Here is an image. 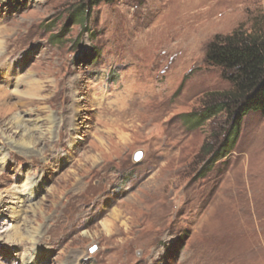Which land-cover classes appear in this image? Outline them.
<instances>
[{
	"label": "rangeland",
	"instance_id": "1",
	"mask_svg": "<svg viewBox=\"0 0 264 264\" xmlns=\"http://www.w3.org/2000/svg\"><path fill=\"white\" fill-rule=\"evenodd\" d=\"M78 1L0 0V264H264V114L214 163L230 119L197 121L264 0Z\"/></svg>",
	"mask_w": 264,
	"mask_h": 264
},
{
	"label": "trees",
	"instance_id": "2",
	"mask_svg": "<svg viewBox=\"0 0 264 264\" xmlns=\"http://www.w3.org/2000/svg\"><path fill=\"white\" fill-rule=\"evenodd\" d=\"M103 1L112 0H79L74 23L84 24L93 8ZM207 61L222 68L223 76L231 84L228 90L217 93L220 101L208 107L197 120L219 112H225L230 119L221 145L207 152L214 163L232 151L249 112L264 114V13L253 19L249 29L241 25L230 34L217 35L208 46Z\"/></svg>",
	"mask_w": 264,
	"mask_h": 264
},
{
	"label": "bare ground",
	"instance_id": "3",
	"mask_svg": "<svg viewBox=\"0 0 264 264\" xmlns=\"http://www.w3.org/2000/svg\"><path fill=\"white\" fill-rule=\"evenodd\" d=\"M192 29V28H191ZM192 31V30H191ZM2 43H1V41H0V49L2 48ZM2 51L0 50V53H1ZM29 88L30 89H32V91H27L28 93H26V94H28V95H30V97H23V98H21V99H27L28 98V100L30 99V101L33 99V97H35V96H37L38 95V93H37V90H36V86L35 87H33L32 85H30L29 86ZM28 88V89H29ZM6 90L5 89H3V88H0V101L2 102L4 99H5V96H6ZM18 92V91H17ZM21 93H19V95H20ZM156 95V94H155ZM10 100V99H9ZM9 100H7V101H4V104H6L4 107H2V109L4 110V112L6 113L7 111H9L10 110V105L12 104V101H9ZM23 103V102H22ZM13 105H15L14 103H13ZM79 106V105H78ZM77 114V113H76ZM78 118V117H77ZM19 122H20V120L19 121H16V123L19 125ZM242 210V209H241ZM248 212V211H247ZM231 217V216H230ZM233 217V216H232ZM231 217V218H232ZM230 218V219H231ZM235 220V219H234ZM247 221V220H246ZM8 233H10L9 231H8ZM7 233V234H8ZM22 234V233H21ZM31 235V234H30ZM5 236V235H4ZM17 236V235H16ZM15 236V237H16ZM22 237H20V239H21ZM10 239V238H9ZM18 239V238H17ZM36 239V238H35ZM15 242V241H14ZM225 243H227V242H225ZM35 244V243H34ZM224 246V245H223ZM32 259V258H31ZM30 259V260H31ZM30 263V261L28 262L27 260H26V264H29Z\"/></svg>",
	"mask_w": 264,
	"mask_h": 264
},
{
	"label": "water",
	"instance_id": "4",
	"mask_svg": "<svg viewBox=\"0 0 264 264\" xmlns=\"http://www.w3.org/2000/svg\"><path fill=\"white\" fill-rule=\"evenodd\" d=\"M142 156H143V152L139 151V152L136 153L135 158L138 160V159H140Z\"/></svg>",
	"mask_w": 264,
	"mask_h": 264
}]
</instances>
